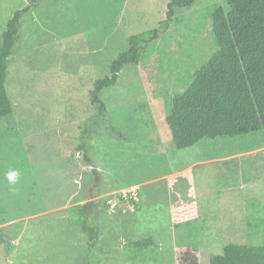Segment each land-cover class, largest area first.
<instances>
[{
	"label": "rangeland",
	"instance_id": "rangeland-1",
	"mask_svg": "<svg viewBox=\"0 0 264 264\" xmlns=\"http://www.w3.org/2000/svg\"><path fill=\"white\" fill-rule=\"evenodd\" d=\"M168 3L0 0V47L14 14L32 7L8 61L14 114L0 120V264H81L88 255L93 264H210L229 244L264 245V134L181 150L166 123L173 97L218 51L212 17L225 0L179 9L144 44L141 64L102 92L105 120L94 119L95 82L111 76L131 37L162 26ZM10 169L21 172L15 185ZM115 189L125 191L101 199ZM86 220L99 228L92 253ZM150 237L145 251L130 244Z\"/></svg>",
	"mask_w": 264,
	"mask_h": 264
},
{
	"label": "trees",
	"instance_id": "trees-1",
	"mask_svg": "<svg viewBox=\"0 0 264 264\" xmlns=\"http://www.w3.org/2000/svg\"><path fill=\"white\" fill-rule=\"evenodd\" d=\"M196 1L169 0L167 17L160 28L130 38V48L111 66V76L94 84L91 101L98 110L94 119L105 120L107 107L101 99L102 92L118 84L119 74L126 66L140 65L146 55L144 44L155 42L179 9L191 8ZM225 1L229 8L215 9L212 17V33L218 51L192 74L189 87L173 97L171 112L166 117L173 141L181 150L206 138L264 134V0ZM31 8L17 11L3 35L0 47V120L14 114L6 87L8 61L14 54L22 17ZM80 148L85 150L86 145L82 143ZM82 229L89 236L92 253L97 247L99 228L86 220ZM0 242H6L1 234ZM154 243L150 237L130 244L145 251ZM81 264H93L91 255ZM193 264H198L196 259ZM210 264H264V245L229 244L222 254L211 255Z\"/></svg>",
	"mask_w": 264,
	"mask_h": 264
},
{
	"label": "crops",
	"instance_id": "crops-1",
	"mask_svg": "<svg viewBox=\"0 0 264 264\" xmlns=\"http://www.w3.org/2000/svg\"><path fill=\"white\" fill-rule=\"evenodd\" d=\"M199 164V163H198ZM201 164V163H200ZM184 171H181L180 173H183ZM179 174V173H178ZM172 175H168V176H165L164 178L165 179H169L170 177H171ZM168 190V189H167ZM122 191H125V189H120V190H118V189H115V190H113V192H111V193H109V194H104V195H102V196H100L101 197V199H103L104 197H107L108 195H115V193H120V192H122ZM169 191V190H168ZM137 194H138V192H137ZM169 195V194H168ZM171 196V195H170ZM113 202V200H109L107 203H112ZM105 202H101V200H100V207H99V205H96V206H98V208H100V210H102V211H99V215L101 216V212H103V211H106V212H103L102 214L104 215V216H101V218H105V217H107V219H108V213H107V211H109V212H112V210H109L108 209V204H104ZM117 206L118 205V202H113V204L111 205L110 204V207L111 208H113L114 206ZM136 210H131V212L133 213V212H135Z\"/></svg>",
	"mask_w": 264,
	"mask_h": 264
},
{
	"label": "clouds",
	"instance_id": "clouds-1",
	"mask_svg": "<svg viewBox=\"0 0 264 264\" xmlns=\"http://www.w3.org/2000/svg\"><path fill=\"white\" fill-rule=\"evenodd\" d=\"M21 175L20 170L18 169H10L5 173V179L8 181V183L10 185H15L17 183V181L19 180ZM132 200V199H131ZM133 201V200H132ZM134 202V201H133ZM135 203V202H134ZM133 206H129V210H131L130 208ZM136 208L134 207V210Z\"/></svg>",
	"mask_w": 264,
	"mask_h": 264
},
{
	"label": "built area",
	"instance_id": "built-area-1",
	"mask_svg": "<svg viewBox=\"0 0 264 264\" xmlns=\"http://www.w3.org/2000/svg\"><path fill=\"white\" fill-rule=\"evenodd\" d=\"M136 195H137V189L133 190V194H132V200L137 203L138 199ZM124 197L127 198V192L124 194ZM134 207L135 206L131 207L130 209L134 210Z\"/></svg>",
	"mask_w": 264,
	"mask_h": 264
}]
</instances>
